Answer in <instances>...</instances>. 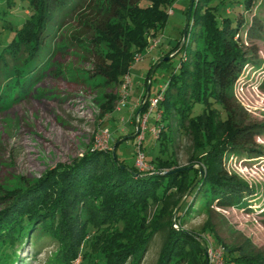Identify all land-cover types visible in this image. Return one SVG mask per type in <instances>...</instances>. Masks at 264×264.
Returning a JSON list of instances; mask_svg holds the SVG:
<instances>
[{
  "label": "trees",
  "instance_id": "1",
  "mask_svg": "<svg viewBox=\"0 0 264 264\" xmlns=\"http://www.w3.org/2000/svg\"><path fill=\"white\" fill-rule=\"evenodd\" d=\"M26 1L29 15L22 23L10 26L11 37L0 47V107L25 97L42 78L49 68V57L55 49L64 46L59 45L57 38L64 20L84 7L90 16L85 13L82 19L79 20L82 15L77 19L85 31L79 37L71 35L69 43L90 55L92 74L89 77L101 78L97 87L109 90L101 99L108 105L113 103L117 99L115 87L121 83L119 77L128 73L133 54H141L146 48L147 33L163 28L165 11L172 0H96L93 8L87 0ZM145 1L147 5L141 7L140 3ZM208 2H190L186 35L179 50L183 54L175 72L164 84L156 107L161 111V120L167 121L163 130L165 137L160 138V132L155 137L158 151L164 153L167 144L172 148L176 126L183 127L185 123L195 143L190 161L208 154L215 141L225 143L236 155L257 156L260 153L253 145L255 138L264 134V125L244 124L232 95L233 87L249 65L239 39L245 23L241 18L216 21ZM255 3L256 0H245V10L250 11ZM10 4L11 0H6V5ZM178 44L161 57L173 53ZM101 45L110 47L113 53L102 55L98 52ZM113 57L116 61L112 62ZM196 106L202 108L201 112L192 117ZM146 107L145 102L138 114H143ZM222 128L227 130L223 133ZM201 130H211L213 135L204 144L194 139ZM126 139L125 135L122 141ZM206 158L202 159L203 163ZM154 163V169L170 165L158 156ZM197 174L193 165L174 166L165 174L140 173L118 161L111 150H87L69 164L55 165L31 184L0 192V264H20L18 253L24 245L38 249L42 240L57 245L62 253L58 260L55 257L51 260L52 264H66L67 260H61L67 255L61 235L68 230L72 241H76L88 229L99 233L108 231L107 238L98 235L107 240H102V245L90 252L102 264H122L125 259L126 264H137L155 232L161 238L155 264H188L195 254L202 259L205 251L195 238L200 235L194 237L191 232L173 229V220L180 226L195 204L205 210L212 204L218 208L248 207L245 199L249 191L236 178L207 166L203 177L192 186ZM178 181L182 184L177 185ZM187 191L172 218L176 204ZM156 207L159 219L152 228L144 224V219L149 208ZM68 210H74L72 217ZM68 217L75 219L69 224ZM140 231L145 232L140 235ZM79 242L71 246L76 249ZM202 242L205 249L221 245L224 264H264V257L252 256L241 246H225L208 232ZM72 255L68 257L73 258Z\"/></svg>",
  "mask_w": 264,
  "mask_h": 264
},
{
  "label": "rangeland",
  "instance_id": "2",
  "mask_svg": "<svg viewBox=\"0 0 264 264\" xmlns=\"http://www.w3.org/2000/svg\"><path fill=\"white\" fill-rule=\"evenodd\" d=\"M95 1L87 0L92 8ZM244 1L209 0L207 6L213 8L216 21L224 18H241L245 23L239 39L249 65L233 87L232 95L241 109L238 112L244 124L264 125V0H256L250 11L245 10ZM190 2L191 0H172L165 11L167 17L163 28L152 29L147 33L146 48L141 55L133 54L128 66L131 88L120 106H118L120 84L115 87L116 101L109 105L104 103L102 95L109 93V90L97 87L102 82L100 77H89L92 74L90 55L85 49L69 43L71 35L79 37L85 31L77 18L82 15L79 20L82 19L85 13L90 16L88 8L84 7L77 14L64 20V27L57 36L59 45L64 46L55 49L49 57V68L42 78L25 97L0 107V192L31 184L55 165L69 164L91 149L101 151L113 149V155L118 161L123 162L128 168L135 169L133 163L137 147L136 136L123 141L122 139L125 135L131 137L134 134L135 110L143 96L140 97L136 108H131L129 112L128 109L142 94L149 93L150 98L155 96L175 72L183 54L179 50L184 42L181 44ZM145 5L146 1L140 3L141 7ZM27 8L26 0H11L10 5H6V0H0V47L11 37L10 26L22 23L29 15ZM157 40V46L148 51L149 44ZM176 44L178 47L173 53L161 57ZM98 52L105 56L113 53L110 47L103 45L99 47ZM137 55H140L141 59L135 62L133 59ZM166 58L168 59L164 61ZM111 61L116 59L113 57ZM119 79H122V76ZM201 109L196 106L191 116L199 115ZM221 116L224 115L221 113ZM166 122L161 120V111L156 109L149 113L146 119L139 145L147 166L143 173L165 174L166 170L174 166L183 168L193 165L200 169L201 179L207 166L211 170L216 168L229 177L236 178L244 183L249 191L245 199L248 207L218 208L212 204L205 210L195 204L181 220L180 226L174 222L175 219L173 220L172 228L191 232L194 237L200 235L195 237L200 241L208 232L209 236L216 237L225 246H241L252 256L264 257V134L255 138L253 148L260 153L257 156H247L246 153L236 155L224 146L225 143L215 141L208 154L190 161L191 147H194L195 143L194 136L191 139L185 123L182 124L183 127L176 126L172 148L167 144L164 153H159L158 143L150 129L154 128L156 132H160V138H163ZM225 130L227 128H222L223 133ZM207 132L201 130L199 136L194 139L200 144L206 143V138L210 140L213 136L210 135L211 130ZM156 156L169 161L170 165L154 169ZM205 157L206 162L203 163L202 159ZM178 183L177 185L182 184L180 181ZM68 211L70 212L68 215L72 217L74 210ZM157 211L158 207L149 208L144 224L148 223L152 228L155 227L159 219ZM67 219L71 221L70 224L75 218ZM204 225L207 228L205 227L203 232L201 228ZM67 228L73 230L71 225ZM107 232L100 230L99 233L88 229L76 241H72L70 232L64 231L61 235L62 248L67 255L61 260H67L68 263L64 262L66 264H102V260L92 257L90 252H95L102 245V240H107ZM144 232L140 231L139 234L142 235ZM99 234L106 238L98 236ZM42 241L38 249L24 245L18 253L20 264H52L54 257L56 260L59 259L62 253L57 250V245L47 240ZM78 242L76 249L71 246ZM160 244V235L155 232L137 264H155ZM58 248H61L59 244ZM204 251L202 259L199 254H195L188 264H224L221 245L212 249L207 247ZM73 253V258L68 257ZM126 261L127 259L123 260L122 264H126Z\"/></svg>",
  "mask_w": 264,
  "mask_h": 264
},
{
  "label": "built area",
  "instance_id": "3",
  "mask_svg": "<svg viewBox=\"0 0 264 264\" xmlns=\"http://www.w3.org/2000/svg\"><path fill=\"white\" fill-rule=\"evenodd\" d=\"M157 44H158V40L149 44L150 46L147 48V50L149 51L151 48L157 46ZM140 55L135 56L133 60L135 62L140 60L141 59ZM130 88H131V83H130V80L128 78V73H127L126 75H124L122 77L121 83L119 86L118 106H120L124 103L125 99L128 96V93L130 91ZM163 89H164V86L159 90V92L155 96L146 99L147 107H146L145 112L141 115L136 113L134 116V119H133L134 123L137 122V124H138V134L135 137L136 138L135 142L137 143L136 144L137 147H136V153H135L133 165H134L135 169L140 173H143L144 171L147 170V166L144 163V156L140 153V150H139V145H140V142L142 140L141 133L145 129V122H146V119H147L149 113H151L154 109H156L157 104L161 101ZM118 110H119V108H118ZM150 132H151V134H153L154 137H156L158 134V131L156 132V130H154V128L150 129Z\"/></svg>",
  "mask_w": 264,
  "mask_h": 264
},
{
  "label": "water",
  "instance_id": "4",
  "mask_svg": "<svg viewBox=\"0 0 264 264\" xmlns=\"http://www.w3.org/2000/svg\"><path fill=\"white\" fill-rule=\"evenodd\" d=\"M189 14H190V9H189V11H188L187 18H186V21H185L184 30H183V32H182V41H181V44H182V42H183L184 39H185L186 30H187V26H188V20H189ZM181 44H180V46H181ZM180 46H179V48H180ZM167 59H168V58L164 59V61H166ZM160 62H161V61H160ZM160 62H158V64H159ZM148 82H149V80H148ZM147 96H148V93L145 94V99L142 101V104H141L140 108L138 109L137 114H138L139 110L141 109L142 105L145 104L146 99H147ZM137 134H138V124H137V122H135V131H134V134H133L131 137H127V139H128V138H134ZM111 153L113 154V149H111ZM189 168H191V167H189ZM194 168H196V169L198 170L199 177L194 181V183L192 184V186H193V185L199 180L200 175H201V171H200V169L197 168V167H194ZM192 186H191V187H192ZM187 193H188V191L185 193V195H184V196L178 201V203L176 204V206H175V208H174V210H173V212H172V215H171L172 218L174 217L176 211L178 210V208H179V206H180L182 200L184 199V197L186 196ZM200 243H201L202 248L205 249V246H204L203 242L200 241Z\"/></svg>",
  "mask_w": 264,
  "mask_h": 264
},
{
  "label": "crops",
  "instance_id": "5",
  "mask_svg": "<svg viewBox=\"0 0 264 264\" xmlns=\"http://www.w3.org/2000/svg\"><path fill=\"white\" fill-rule=\"evenodd\" d=\"M143 95H144V94L138 96V97L132 102L130 108L128 109V112L131 111V108H133V107L136 108V105H137V103H138L140 97L143 96ZM148 96H149V93H148ZM149 98H150V97H149ZM137 108H138V105H137ZM156 114H157V113H156ZM156 114H155V117H157ZM155 117H154V120L156 119Z\"/></svg>",
  "mask_w": 264,
  "mask_h": 264
}]
</instances>
